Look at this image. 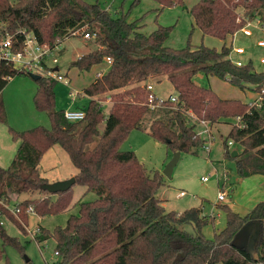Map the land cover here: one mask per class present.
<instances>
[{"label": "trees", "instance_id": "16d2710c", "mask_svg": "<svg viewBox=\"0 0 264 264\" xmlns=\"http://www.w3.org/2000/svg\"><path fill=\"white\" fill-rule=\"evenodd\" d=\"M154 1L161 9L175 5L184 8L182 0ZM187 12L203 35L221 41L229 37L231 42L244 19L256 18L264 24V0H199ZM127 17L83 0H0V21L6 29L33 33L41 46L53 47L76 30L79 37L88 34L96 49L73 60L70 67L87 72L111 59L107 70L82 91L89 101L79 109L84 113L80 121L69 122L64 111L55 109L57 81L44 76L35 81L33 105L47 114L50 128L15 131L8 127L18 147L10 165L0 166V201L8 205L12 196L42 194L16 204L24 222L30 212L45 217L67 210L71 188L56 194L40 189L47 181L39 174V163L51 147L59 146L77 170L75 184L94 193L95 198L78 203L77 214L69 215L64 226L51 232L38 228L37 243L54 240L57 260L53 264H264V201L245 215L220 206L225 226L208 239L202 229L213 222V217L202 215L200 207L182 213L167 211L156 196L164 186L162 174H149L133 151L120 149L131 132L142 129L144 116L160 109L169 116L152 120L149 135L172 154H196L206 143L189 117L210 126L220 120L238 119L223 139L224 157L234 160L239 178L264 176V94L257 106L220 99L195 83L201 74L227 81L241 91L248 88L261 94L264 71H255L250 61L242 67L232 64L228 60L230 42L220 50L189 43L182 49H171L164 42L172 27L159 26L146 36L137 31L138 22H128ZM237 17L242 20L237 22ZM16 50H20L18 43ZM17 75L29 74L0 63V94L8 78ZM160 77L172 85L176 103L156 99L154 104L160 106L151 109L146 85ZM104 96L111 101L106 115L98 99ZM4 122L0 97V123ZM229 141L235 149L229 148ZM233 151L236 157L231 156ZM0 213L24 232L22 223L1 204ZM248 223L258 224L256 257L247 247L234 244ZM187 226L192 231H187ZM0 241V260L6 246L24 249L2 225ZM24 264L34 263L28 260Z\"/></svg>", "mask_w": 264, "mask_h": 264}, {"label": "rangeland", "instance_id": "374dc122", "mask_svg": "<svg viewBox=\"0 0 264 264\" xmlns=\"http://www.w3.org/2000/svg\"><path fill=\"white\" fill-rule=\"evenodd\" d=\"M94 1L104 8L105 2L108 0ZM185 1L193 2L194 0H182L184 2L183 5ZM154 4L158 5L154 0H117L115 2L111 1L110 5L105 7H107L106 10L117 15L122 13L127 14L130 19L136 18L138 24H145V31L156 30L159 26L172 27L169 34V44L173 47H181L182 49L187 43L193 47L201 45L198 33L195 29L192 30L190 14L186 10L182 11L180 6L175 5L163 8L160 12L157 11L158 14H156V8L153 9ZM252 33L253 36L251 38H246L241 33H238L234 40V46L244 47L246 53L242 57L243 61L247 64L250 60L254 70L261 72L264 71V66L259 61L264 57V48L256 47L255 43L258 39H264V34L257 32L255 29H252ZM75 36H78V34ZM227 43L229 44V42ZM60 48L62 52L60 55L56 53L55 56L60 66L59 74L64 77V80H67L66 77H68L70 84L67 87L63 85L64 81H61L55 85V109L67 111L68 109L81 108L88 102L87 98L82 97V91L89 85L96 72L99 69L101 70V68L94 67L87 72L79 71L74 67H70V63L77 57L76 55L84 54L86 51L94 49L95 44L92 39L83 40L79 37H73L62 41ZM48 63H50L49 60ZM61 73H67V76L65 77ZM195 81L200 87L212 90L217 97L223 100H238L248 104L253 98V100L257 98L256 93L252 90L247 88L241 91L227 81L215 77L206 79L199 74L196 76ZM148 83L153 86L152 93L161 99H167L169 95L174 94L172 85L166 77L150 79ZM36 88L37 83L30 75H17L7 83L1 92L5 121L0 123V165L3 168H7L10 165L18 147V143L12 141L7 131L8 127L15 131H24L37 126L50 128L47 114L37 111L33 105V95ZM77 92H79V96L76 95ZM69 93H74L75 97H70ZM104 98L105 96L98 99L104 103L106 100ZM103 105L104 114L106 115L110 105ZM168 116L169 114L165 109L147 113L141 122L142 129L131 132L120 147L122 151H133L138 161L149 174L153 172L162 174L165 165L173 155L163 143L155 141L149 135L151 121L154 119L165 120ZM189 122L196 124L198 127L199 123L193 117H189ZM225 125H216L214 130L210 128L209 136L208 132L202 135V137H206L208 142L211 141V143L209 142L208 152L203 149L196 154L181 153L172 170L171 178L168 179L162 175L164 186L156 194L167 211L182 213L187 208L202 207L201 210L204 216L213 217V222L202 229L203 235L208 239H211L215 233L222 230L225 226V216L219 208L220 206L225 205L233 212L243 215L245 196L242 197V191L245 189V185L250 186L248 182L244 184V181L241 180L242 178L239 179L241 181L238 180L239 177L236 174L234 160L224 157L223 139L230 128V126L224 127ZM200 128L203 129V127ZM98 129L102 130L103 125H100ZM92 147L93 145L89 146V148ZM235 147L233 145L231 149H235ZM50 152L55 154V158H52L51 155H46L39 168L42 177L49 181L48 183H53L50 181L66 173H77L67 154L59 146H55ZM222 173L228 176L230 188L226 189L228 194L225 200L218 201L217 194L221 191L218 179L223 180L224 177H219ZM203 177L207 178L206 182L201 181ZM181 191L185 192V196L177 197V194ZM71 193L72 199L68 209L57 215L45 217L32 215L29 220L27 216V221L24 222L19 215L15 217L10 210L7 211L22 223L23 233L25 234L27 229L32 230L35 227L51 232L57 226H64L69 215L77 214L78 203L88 202L95 198L94 193L87 192L85 187L77 184L71 187ZM36 194H38L37 198L43 196L42 194L34 193L32 195L21 194L17 197L18 200H24L35 198ZM9 208L11 209L12 206L10 205ZM0 221L3 222L2 228L7 235L17 238L20 245L24 248L23 251H19L11 246L4 247L5 256L0 260V264H24L25 258L34 264H53L57 260L54 255L55 243L53 239L37 243L34 239L24 235L13 222L4 216L0 218ZM185 229L192 231L190 226L185 227Z\"/></svg>", "mask_w": 264, "mask_h": 264}, {"label": "built area", "instance_id": "2783aa9c", "mask_svg": "<svg viewBox=\"0 0 264 264\" xmlns=\"http://www.w3.org/2000/svg\"><path fill=\"white\" fill-rule=\"evenodd\" d=\"M242 20L241 17H237L236 21L240 22ZM252 29H255L257 32L264 34V24H262L258 19H244V25L232 35L231 42H230V53L228 55V60L234 64L236 67H242L246 63L243 61L242 57L245 55V49L242 46H234V40L238 33H241L246 38H251L253 36ZM79 34V30H76L70 34L71 36H75ZM20 36L21 40L18 39ZM67 38V37H66ZM84 39H89L88 34L83 35ZM60 41H57L53 47L49 46H41L37 43L35 36L33 33L26 32L25 30H18L14 33L9 32L4 22L0 21V63H4L5 65L11 66L17 72H21L24 74H36L39 76L50 77L57 82L64 81L66 84V80L60 74H57L56 71L53 70L52 67L49 66L48 60L52 64H56L57 60L53 56L54 50L57 49L59 46ZM17 43L20 45V50H16ZM256 47L264 48V39H258L255 43ZM235 56V57H234ZM250 61V60H249ZM260 64L264 66V57L260 59ZM105 63L107 66L111 64V59L106 58ZM101 74H98L99 77ZM10 79V78H8ZM146 89L150 92L147 98V103L151 109L158 108L160 105L154 104V101L157 98L153 93V86L151 84L146 85ZM264 94V89L261 91V94H258L257 98L251 102L254 105H259L261 100V95ZM169 101L171 103H176V96L169 95L167 99H159L160 102L162 101ZM100 105H111L110 98L107 97L105 102L99 101ZM64 118L69 122H76L80 121L84 118V113L82 110H67L63 113ZM194 118V117H193ZM196 120V118H194ZM197 121V120H196ZM199 125L203 127V129L198 132L199 136L204 135L208 132L209 136V129L206 122L199 121ZM202 137V136H201ZM233 145L231 141L228 142V146ZM205 151H209V145L203 147ZM201 181L206 182L207 178H201ZM185 192H179L177 197H184ZM226 197V194L223 191H219L217 194V200L223 201ZM0 204L6 209L10 210L12 214L16 217L19 214V209L13 206L11 209L8 205L4 204L0 201ZM32 213V212H30ZM4 216L0 213V218ZM5 217V216H4ZM0 225H3V222L0 221ZM39 229L35 230V234L37 235Z\"/></svg>", "mask_w": 264, "mask_h": 264}, {"label": "crops", "instance_id": "0c3cea01", "mask_svg": "<svg viewBox=\"0 0 264 264\" xmlns=\"http://www.w3.org/2000/svg\"><path fill=\"white\" fill-rule=\"evenodd\" d=\"M84 2H87V3H89V4H94L95 3V1L94 0H83ZM111 1H113V2H115V1H117V0H108L107 2H105V6H109L110 5V2ZM199 0H194L193 2H187V1H185V4H184V8H180L182 11L183 10H188V9H190L192 6H194L197 2H198ZM184 3V2H183ZM104 6V8H105V10L107 9V7H105ZM158 6V7H157ZM103 8V9H104ZM156 8V12L157 11H159L160 12V10H161V7H160V5L158 4V5H155L154 4V7H153V9H155ZM185 12V11H184ZM156 14H158V12L156 13ZM127 21L128 22H134V21H137V19L136 18H133V19H130L129 17L127 18ZM190 25L192 26V30L193 29H195L196 30V32L198 33V39L200 40V44L201 45H204V46H206V47H209V48H215V49H217V50H220L221 48H222V46L226 43V44H228L227 42H230V39H229V37L225 40V41H221V40H218V39H215V38H212V37H209V36H205V35H203L202 33H201V31H199V29H197L196 27H195V25H194V21H193V18L191 17V15H190ZM137 27H138V32H140V33H142V34H144V35H149V34H151L153 31H145V24L144 23H139V24H137ZM73 37H79V36H71V37H67V38H63L62 40H60V44H61V42L62 41H64V40H68V39H70V38H73ZM79 38H81V39H83V40H87V39H84L83 37H79ZM169 38H170V35L168 36V38L165 40V42H164V46L165 47H168V48H171V49H181V47H173V46H171L170 44H169ZM60 44H59V46L57 47V49L56 50H54V57L56 56V53H58L59 55H60V53L62 52V50H61V48H60ZM183 48V47H182ZM94 49H96V46H95V48ZM94 49H92V50H88V51H86V53H88V52H90V51H93ZM86 53H84V54H86ZM57 54V55H58ZM84 54H80V55H76L77 57L75 58V59H77L78 57H80V56H82V55H84ZM235 57V56H234ZM56 58V57H55ZM75 59H73V60H75ZM56 60H57V63L56 64H52V63H48L49 64V66L50 67H52L53 68V70L54 71H56L57 72V74H59L60 73V66H59V63H58V59L56 58ZM72 60V61H73ZM94 67H100L101 68V70L99 69V71H97L96 72V75L94 76V78L92 79V81L89 83V85L90 84H92L95 80H96V78H97V76H98V74H103L106 70H107V68H108V66H107V64L104 62L103 64H100V65H96V66H93L92 68H94ZM91 68V69H92ZM78 70V69H77ZM61 74H64V76L66 77L67 76V73H61ZM199 75V74H198ZM197 75V76H198ZM67 78V80H66V84L64 83L63 85H65V86H69V84H70V82H69V78L68 77H66ZM196 78V77H195ZM206 79H212V78H214V77H205ZM12 78H10V79H8V82L11 80ZM58 83V82H57ZM195 83H196V81H195ZM197 84V83H196ZM88 85V86H89ZM198 85V84H197ZM36 92V91H35ZM2 94V93H1ZM0 94V97L2 98V95ZM35 94V93H34ZM76 95H80L79 94V92H77L76 93ZM172 95H174V94H172ZM34 96V95H33ZM69 96L70 97H75V94L74 93H69ZM157 96V95H156ZM258 96V94H256V97ZM82 97H85V98H87V100L89 101V98L87 97V96H85V95H83L82 94ZM158 97V96H157ZM159 98V97H158ZM159 99H161V98H159ZM254 99V98H253ZM252 99V101H254ZM256 99V98H255ZM3 101V100H2ZM251 101V102H252ZM251 102H249V103H251ZM82 107H84V106H82ZM81 107V108H82ZM80 108H77V109H74V110H79ZM69 110V109H68ZM237 122H238V119H235V120H220L217 124H214V125H212V126H210V125H208V129H210V128H212L213 130H214V128H215V126L217 125H219V124H226L224 127H226V126H230V128L232 127V125H235V124H237ZM199 127H202L201 125H199L198 124V127L196 126V130H197V132H200L202 129L200 128L199 129ZM34 128V127H33ZM230 128H229V130H230ZM8 129V128H7ZM31 129V128H30ZM27 130H29V129H27ZM229 130H228V132H229ZM25 131V130H24ZM227 132V133H228ZM202 136V135H201ZM201 138H203L204 140H206V143H205V146H208V145H210L209 144V142L211 143V141H209L208 142V140L206 139V137L205 136H203V137H201ZM214 139V138H213ZM212 139V140H213ZM14 142V141H13ZM233 146V145H232ZM232 146H229V148H231ZM55 146H53V147H51L44 155H43V157H42V159H41V161H40V163H39V168H40V165L42 164V161H43V159H44V157L47 155V156H49V155H51V157L52 158H55V154L54 153H52V152H50L53 148H54ZM201 150H203V148L201 149ZM200 151V150H199ZM198 151V152H199ZM236 154H237V152H236ZM1 166V165H0ZM225 173V172H224ZM224 173H222V175L221 176H219V177H224L223 178V180H220V179H218V183H220V187H221V191H223L225 194H226V196H227V190L226 189H229L230 188V186L228 185V176H226ZM39 174H40V176L42 177V175H41V173H40V169H39ZM77 173H74V172H69V173H66L65 175H63V176H61V177H56V178H54L52 181H50V182H57V181H63V180H66V179H69V178H71V177H74L75 175H76ZM43 178V177H42ZM43 179H45V178H43ZM240 178H238V180H239ZM46 180V179H45ZM241 180H243L244 181V184H245V182H248L249 184H250V186L248 187V186H246L245 185V189L242 191V197H244L245 196V200H244V203H243V205H244V213H243V215H245V214H247L257 203H259V202H262V201H264V176H260V175H254V176H250V177H247V178H242ZM241 180H239V181H241ZM47 181V180H46ZM49 181H47V183H48ZM181 192H183V191H181ZM36 197L35 198H37L38 197V194H36L35 195ZM226 198V197H225ZM160 200V199H159ZM225 200V199H224ZM223 200V201H224ZM20 201H22V199L21 200H18V197L17 196H12V198H11V201H10V203H9V206L11 205L12 207L13 206H15L17 203H19ZM161 201V200H160ZM202 208V207H201ZM188 209V208H187ZM235 212V211H234ZM235 213H237V212H235ZM239 214V213H238ZM32 215H34L35 216V214L34 213H28V220H29V217L30 216H32ZM202 215H203V212H202ZM205 216H208V215H205ZM211 216V215H210ZM6 218V217H5ZM28 228H29V223H28ZM37 228H40V227H35L34 229H32V230H26V234L25 233H23L24 235H27V236H29L31 239H34L35 240V237L37 236V235H35L34 233V231L37 229ZM34 234V235H33ZM256 241H257V226H256V224H254V223H248L239 233H238V235L235 237V239H234V244H236V245H239V246H244V247H247L248 249H249V251H250V253L254 256V257H256V252H255V244H256ZM45 242V241H44ZM42 243V242H41ZM54 255H55V253H54ZM56 256V255H55ZM56 262V261H55Z\"/></svg>", "mask_w": 264, "mask_h": 264}, {"label": "water", "instance_id": "95a60500", "mask_svg": "<svg viewBox=\"0 0 264 264\" xmlns=\"http://www.w3.org/2000/svg\"><path fill=\"white\" fill-rule=\"evenodd\" d=\"M30 77L34 81H36L41 76L36 75V74H31ZM179 156H180L179 152L173 153L172 158L167 162V164L165 165V167L162 171L163 176H165L168 179L171 178L172 170H173L174 166L176 165V163L179 159ZM231 156L236 157V152L233 151ZM74 184H75V178L71 177V178L63 180V181H57V182H53V183L42 184L40 186V189L42 191L48 192L49 194H56L58 192H64V191L70 189ZM254 224H256L257 229H258V224L257 223H254ZM28 260L29 259L25 258V262H27Z\"/></svg>", "mask_w": 264, "mask_h": 264}]
</instances>
